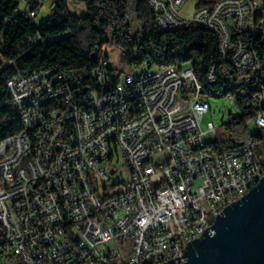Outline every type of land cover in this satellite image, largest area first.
<instances>
[{
	"label": "built area",
	"instance_id": "1",
	"mask_svg": "<svg viewBox=\"0 0 264 264\" xmlns=\"http://www.w3.org/2000/svg\"><path fill=\"white\" fill-rule=\"evenodd\" d=\"M186 1L147 0L161 30L198 24L216 36L219 60L243 77L237 94L254 92L253 132L264 133V67L254 48L264 0L254 17L249 0H197L190 17L180 11ZM16 13L39 23L31 0H19ZM56 38L37 33L31 43ZM110 68L101 58L92 83L57 67L7 81L21 128L0 141V264L166 262L264 169L258 142L225 151L218 125L201 128L210 104L191 67L126 72L114 84Z\"/></svg>",
	"mask_w": 264,
	"mask_h": 264
},
{
	"label": "trees",
	"instance_id": "2",
	"mask_svg": "<svg viewBox=\"0 0 264 264\" xmlns=\"http://www.w3.org/2000/svg\"><path fill=\"white\" fill-rule=\"evenodd\" d=\"M18 1L0 0V141L21 128L6 85L10 78L17 73L24 75L57 67L76 71L92 83V73L102 58L104 47L114 44L120 48L123 61L133 70L130 72L171 65L191 67L209 104L211 99L230 95L241 112L225 125L228 136L221 141V149L234 151L249 140L264 146V133H252L247 125L256 114L251 101L254 92L237 94L243 77L228 62L219 60L217 38L205 27L191 24L175 30H161L147 0H52L50 15L34 24L16 13ZM44 1L31 0V7L38 10V15ZM71 1L82 2L86 14L71 13L68 7ZM212 3L213 0H198L197 6ZM130 13L138 25L135 32L128 22ZM259 27L254 46L263 62L264 17L259 19ZM37 33L43 38H58L46 45L31 43ZM234 35L243 40L247 38L244 31ZM213 63V79L209 80L208 72ZM109 77L110 84L116 83L111 73Z\"/></svg>",
	"mask_w": 264,
	"mask_h": 264
},
{
	"label": "water",
	"instance_id": "3",
	"mask_svg": "<svg viewBox=\"0 0 264 264\" xmlns=\"http://www.w3.org/2000/svg\"><path fill=\"white\" fill-rule=\"evenodd\" d=\"M261 43L264 65V35ZM160 264H264V176L188 241L182 256Z\"/></svg>",
	"mask_w": 264,
	"mask_h": 264
},
{
	"label": "rangeland",
	"instance_id": "4",
	"mask_svg": "<svg viewBox=\"0 0 264 264\" xmlns=\"http://www.w3.org/2000/svg\"><path fill=\"white\" fill-rule=\"evenodd\" d=\"M52 0H45L40 13L37 17L38 22L45 19L50 15V5ZM197 0H187L186 3L181 7L180 11L185 16H192L196 9ZM69 11L78 16H84L86 14V7L82 2L71 1L68 5ZM128 22L132 26V31L135 32L138 29V25L132 13L128 16ZM263 22V20H261ZM107 56L110 67L112 69L114 78H122L126 72L133 71L123 61L121 50L114 44H108L104 47L102 58ZM154 70V69H153ZM240 109L236 105L235 100L229 97H222L210 100V110L203 116L200 125L203 130H208L209 123H213L219 126L218 136L222 140L227 139V133L225 125L230 121L231 117H235L240 114ZM249 130L253 133L254 125L252 119L247 123ZM206 138L213 140V135L207 134Z\"/></svg>",
	"mask_w": 264,
	"mask_h": 264
},
{
	"label": "bare ground",
	"instance_id": "5",
	"mask_svg": "<svg viewBox=\"0 0 264 264\" xmlns=\"http://www.w3.org/2000/svg\"><path fill=\"white\" fill-rule=\"evenodd\" d=\"M261 1L262 0H249V6H247V17H254V10L260 8ZM258 33H259V28H258ZM256 37L257 36H254V41H255ZM254 48H255V46H254ZM255 52H256V60H261L259 58V55H258L256 49H255ZM98 65H99V63H98ZM212 79H213V68L210 71V80H212ZM254 133L258 134V132H254ZM35 137H44V127H36V129H35ZM250 141H253V140H250ZM260 145H261V148H262V153L264 154V146H262V143ZM38 147H39V140H32L31 155H38ZM262 176H264V169L262 171H259V173H257L256 175H254L252 177V179H249L248 181H245V185H239L238 189H236L235 194H232V197H227V199H222V201L219 203V211H215L214 214L210 215V220H209V222L207 224V228L211 226L214 217L227 204L231 203L234 200H238V199L242 198V196L245 193L249 192V190L260 180V178ZM196 236H197V227H190V229H188V237H196ZM186 244L187 243H184V245H183V247L181 249V256L184 254V249H185Z\"/></svg>",
	"mask_w": 264,
	"mask_h": 264
}]
</instances>
